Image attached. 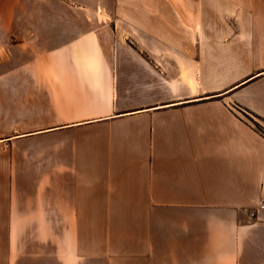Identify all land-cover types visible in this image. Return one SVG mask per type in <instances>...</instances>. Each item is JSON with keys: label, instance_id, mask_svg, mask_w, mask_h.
I'll list each match as a JSON object with an SVG mask.
<instances>
[{"label": "crops", "instance_id": "0c3cea01", "mask_svg": "<svg viewBox=\"0 0 264 264\" xmlns=\"http://www.w3.org/2000/svg\"><path fill=\"white\" fill-rule=\"evenodd\" d=\"M70 8L0 0L11 261L264 264V16L245 53L229 44L200 60L196 48L97 47L71 30Z\"/></svg>", "mask_w": 264, "mask_h": 264}, {"label": "rangeland", "instance_id": "374dc122", "mask_svg": "<svg viewBox=\"0 0 264 264\" xmlns=\"http://www.w3.org/2000/svg\"><path fill=\"white\" fill-rule=\"evenodd\" d=\"M66 1L71 6V30L81 27L88 38L96 39L94 44L97 47L196 48L200 60L215 58L206 54L229 44L241 45L242 50L238 52L245 53L250 48L246 33L254 27L253 18L264 16V0ZM91 43L88 40L87 47L92 46ZM98 58L101 62L117 59L108 55ZM144 58L152 59L149 56ZM153 58L160 59L158 56ZM79 59L72 56L71 62H80ZM208 69L204 64L199 66L200 94L206 89L203 78ZM236 70L235 75L239 69ZM219 87L221 85L216 84L215 88L209 89ZM255 127L264 134V124L255 122ZM6 240L8 238L0 233V264H14L11 260L16 252L6 246Z\"/></svg>", "mask_w": 264, "mask_h": 264}, {"label": "built area", "instance_id": "2783aa9c", "mask_svg": "<svg viewBox=\"0 0 264 264\" xmlns=\"http://www.w3.org/2000/svg\"><path fill=\"white\" fill-rule=\"evenodd\" d=\"M0 45H1V42H0ZM256 218V213L255 212H251L249 215H248V223H250L251 221H253L254 219Z\"/></svg>", "mask_w": 264, "mask_h": 264}]
</instances>
